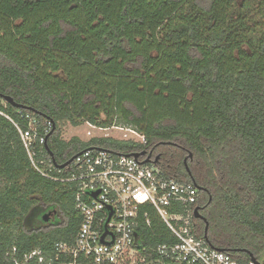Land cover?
I'll list each match as a JSON object with an SVG mask.
<instances>
[{
    "label": "trees",
    "instance_id": "obj_1",
    "mask_svg": "<svg viewBox=\"0 0 264 264\" xmlns=\"http://www.w3.org/2000/svg\"><path fill=\"white\" fill-rule=\"evenodd\" d=\"M67 1L0 0V95L38 112L0 99V264H38L27 257L71 243L79 225L69 188L32 169L7 119L24 127L20 113L52 123L46 150L56 165L88 149L76 137L63 140L66 124L107 128L116 120L136 130L145 145L121 131L97 145L127 155L158 153L159 167L200 189L208 229L194 218L197 237L233 259L245 263L251 254L259 261L264 0H254L251 19L244 11L250 0H81L76 8ZM39 204L60 218L27 227L35 214H46ZM146 211L142 247L173 243Z\"/></svg>",
    "mask_w": 264,
    "mask_h": 264
},
{
    "label": "built area",
    "instance_id": "obj_2",
    "mask_svg": "<svg viewBox=\"0 0 264 264\" xmlns=\"http://www.w3.org/2000/svg\"><path fill=\"white\" fill-rule=\"evenodd\" d=\"M16 129L32 169L40 176L66 185L73 196L79 221L71 243L56 242L53 252L33 251L38 264H263L241 262L212 248L195 233L194 211L200 189L180 181L156 163H143L127 154L88 148L75 156L60 173L46 150L53 125L30 113H20L25 123L7 118ZM125 130L145 145L143 135ZM151 209L169 232L173 243L142 247V226H150ZM104 238L102 239V237Z\"/></svg>",
    "mask_w": 264,
    "mask_h": 264
},
{
    "label": "rangeland",
    "instance_id": "obj_3",
    "mask_svg": "<svg viewBox=\"0 0 264 264\" xmlns=\"http://www.w3.org/2000/svg\"><path fill=\"white\" fill-rule=\"evenodd\" d=\"M256 7H257V2H255L254 0H250L249 2H247V8L244 11L245 13H248V14L250 13L248 19H251L252 16L254 18V12H255ZM255 19L257 21L259 17L257 16ZM254 35L255 34H251V37H253ZM2 105H5L3 101H2ZM102 120H105V119L102 118ZM106 127L107 128H98V127L91 128L90 125L83 124L80 127L73 128L69 124H66L64 125V129L62 132V138L63 140H69L72 137H76L79 141L84 143V146H86L87 148H100V146L97 145L100 142H103V141L110 142L112 141V139H115L116 136L118 137V135H122V133L126 134L125 130L123 131L117 128L125 129L127 128V126H124L120 124L119 122H116V120H114L110 125L107 124ZM119 131H121L122 133H120ZM89 133L91 135H88ZM129 137L130 136H128V138ZM97 140H99V142H97ZM118 140H119V143L121 144L126 141L122 138ZM40 217L41 216L36 218V225L46 226L44 225V223H42V220ZM259 261L264 264V253Z\"/></svg>",
    "mask_w": 264,
    "mask_h": 264
},
{
    "label": "water",
    "instance_id": "obj_4",
    "mask_svg": "<svg viewBox=\"0 0 264 264\" xmlns=\"http://www.w3.org/2000/svg\"><path fill=\"white\" fill-rule=\"evenodd\" d=\"M0 99H1L2 101H4L5 103H7L8 105H11L12 107H14V108H16V109H25V110H29V111H31V112H33V113L38 114L37 111H35V110H33V109H30V108H27V107H25V106H22V105L16 103V102H15L11 97H9V96H3V95H0ZM80 153H81V152H80ZM80 153H78L77 155H79ZM146 153H147L146 151H142L141 153H133V154H129V155H127V156H131V157H133V158H135V159H139L140 157L145 156ZM77 155H75V156H77ZM75 156H73L71 159H69L67 162H65V163H63V164H61V165H56L55 163H54V164H55V166H56L59 170H63V169H65V168H66V167H67V166L73 161V159L75 158ZM189 157H191L190 154H189ZM157 160H158V159H156L153 163H156ZM149 162H151L149 158H147V159H145V160L143 161V163H149ZM184 165H185V167H186V169H187V171H188V168H187V160H186V159L184 160ZM188 173H189V172H188ZM53 214H54V211H53V212H48V213H46V214H44V215L42 216L41 220H42L44 223H47V222L49 221V219L52 217ZM194 217H195L196 219H199V220H201V221H203V222L205 223V232H206L207 229H208V223L206 222L205 218H203V217L200 215V213H199V208L195 209V211H194ZM205 237H206V235H205ZM103 238H104V236L102 237V239H103ZM214 249H216V250H218V251H221V252H227V253H229V251H226V250H224V249H217V248H214ZM250 258H251V260H252L253 262L257 263V261H256L254 258H252L251 254H250ZM257 264H258V263H257Z\"/></svg>",
    "mask_w": 264,
    "mask_h": 264
},
{
    "label": "flooded vegetation",
    "instance_id": "obj_5",
    "mask_svg": "<svg viewBox=\"0 0 264 264\" xmlns=\"http://www.w3.org/2000/svg\"><path fill=\"white\" fill-rule=\"evenodd\" d=\"M237 2H238V0H237ZM67 3L69 4V8H73V7L76 8L79 4H81V0H68ZM141 152H138V153H141ZM146 152L147 153L144 156V160L149 158L151 162H154L156 159H158L156 162V164H157L159 161V158H160L159 154L152 151V150L151 151L146 150ZM183 163H184V161H183ZM185 169H186V167H185ZM186 171H187V169H186ZM39 205L41 206V208L43 209L44 212L46 211L45 213L54 211V214L52 215V217L49 219V221L47 223L42 222V223H44V225L54 224L58 221V218H60L59 212H57L56 210H52V209L48 210L49 207L46 204H39ZM197 208H199V213H200L201 212V206L197 205ZM38 214L39 213L35 214V216H33L32 218H30L27 221V227H35L36 226V218L38 217Z\"/></svg>",
    "mask_w": 264,
    "mask_h": 264
}]
</instances>
